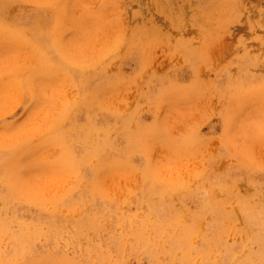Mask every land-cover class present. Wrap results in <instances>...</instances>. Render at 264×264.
<instances>
[{"label": "rangeland", "instance_id": "1", "mask_svg": "<svg viewBox=\"0 0 264 264\" xmlns=\"http://www.w3.org/2000/svg\"><path fill=\"white\" fill-rule=\"evenodd\" d=\"M0 264H264V0H0Z\"/></svg>", "mask_w": 264, "mask_h": 264}, {"label": "bare ground", "instance_id": "2", "mask_svg": "<svg viewBox=\"0 0 264 264\" xmlns=\"http://www.w3.org/2000/svg\"><path fill=\"white\" fill-rule=\"evenodd\" d=\"M60 65V64H59ZM94 127V126H93ZM77 129V128H76ZM69 137H71V136H69ZM87 139H88V136L86 137ZM81 139V138H80ZM233 154V153H232ZM231 155V154H230ZM233 262V261H232Z\"/></svg>", "mask_w": 264, "mask_h": 264}]
</instances>
